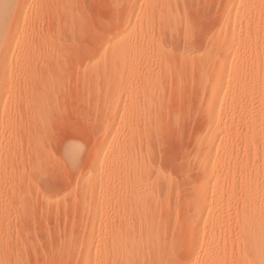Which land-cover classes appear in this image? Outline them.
<instances>
[{
    "label": "rangeland",
    "instance_id": "374dc122",
    "mask_svg": "<svg viewBox=\"0 0 264 264\" xmlns=\"http://www.w3.org/2000/svg\"><path fill=\"white\" fill-rule=\"evenodd\" d=\"M1 7L0 264H257L264 0Z\"/></svg>",
    "mask_w": 264,
    "mask_h": 264
},
{
    "label": "bare ground",
    "instance_id": "6f19581e",
    "mask_svg": "<svg viewBox=\"0 0 264 264\" xmlns=\"http://www.w3.org/2000/svg\"><path fill=\"white\" fill-rule=\"evenodd\" d=\"M3 1V0H2ZM5 2V1H4ZM9 2V1H8ZM1 5H4V4H1ZM7 5V4H6ZM5 5V6H6ZM7 7V6H6ZM6 7H1L0 8V21L1 20H5L4 18L8 15L9 11ZM12 11V10H11ZM15 16V15H14ZM4 24V23H2ZM256 259H257V264H264V256H262V254L260 253V251L257 250V256H256Z\"/></svg>",
    "mask_w": 264,
    "mask_h": 264
}]
</instances>
